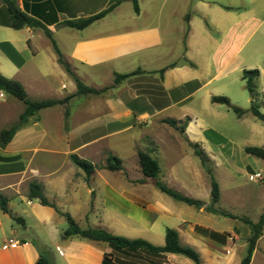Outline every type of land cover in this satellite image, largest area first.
<instances>
[{"label": "crops", "instance_id": "1", "mask_svg": "<svg viewBox=\"0 0 264 264\" xmlns=\"http://www.w3.org/2000/svg\"><path fill=\"white\" fill-rule=\"evenodd\" d=\"M14 1L43 27L13 28L0 0V73L19 82L32 101L70 98L31 116L0 147V193L9 199L10 211L0 209V235L9 233L0 241V264H36L44 251L51 264H104L106 258L114 264H195L179 254L116 251L104 242L64 238L66 218L28 198L32 181L81 229H103L162 247L171 228L181 245L198 252L201 264H241L239 249L248 251L250 237L240 245L241 232L235 233L239 228L230 220L243 214L230 208L251 203L249 195L239 194L236 181L250 173L264 175V160L246 152L236 155L235 142L204 114L224 116L213 97H235L246 111L240 119L250 114L255 99L241 91L245 70L260 71L264 97V35L247 47L254 27L264 24V0H138L139 13L130 0ZM104 11L84 30L64 24ZM52 40L72 73L104 92L76 95V79L59 62ZM116 75L131 76L116 83ZM20 103L12 96L0 101V132L18 123L25 110ZM166 119H188L185 132ZM249 127L257 137L250 147L264 148V125L249 122ZM192 144L214 162L220 188L216 204ZM140 150L158 160L162 183L201 205L161 192L142 173ZM110 154L122 160L124 170L103 167ZM73 155L98 167L89 185ZM259 201L264 209V189ZM250 264H264V228Z\"/></svg>", "mask_w": 264, "mask_h": 264}, {"label": "trees", "instance_id": "2", "mask_svg": "<svg viewBox=\"0 0 264 264\" xmlns=\"http://www.w3.org/2000/svg\"><path fill=\"white\" fill-rule=\"evenodd\" d=\"M8 8L11 23L10 25L15 29H21L23 27L29 26L32 28L35 27H43V25L32 19L31 17L27 16L23 13L16 5L14 0H2ZM122 0H118L119 3ZM133 2L134 10L136 13H139V5L138 0H130ZM116 3V4H117ZM108 11H104L96 16L87 18V19H80V20H73L67 21L64 24L68 27L75 28L78 30H84L96 20L103 18ZM46 34L52 39L51 33L46 30ZM53 41V40H52ZM56 53L59 58V62L66 68V70L71 73L74 78L76 79L78 91L76 95H99L104 90L99 91L90 87L85 86L71 71L70 66L64 61L61 53L56 47L55 42L53 41ZM131 75H116L115 82L119 83L122 80L129 78ZM260 76V71L256 70H245L243 72V79L246 82V89L249 91L252 99L254 98V88L255 82ZM0 90L5 92L7 96H12L13 98L17 99L18 101L22 102L25 105L24 112L20 115L19 121L16 125L12 126L9 129H4L0 132V147H5L7 144L11 142L16 132L24 126L31 116H34L38 112L43 109L54 107L58 104H64L69 100V98L62 100V101H55V100H47V101H32L28 98L27 93L24 87L17 81L8 79L4 77L0 73ZM213 103H218L227 106L229 109H232L233 112L241 118L246 114V111L242 108L233 106L230 103V100L226 97H213ZM250 112L254 115L258 120L264 123V114L259 111V109L252 104L250 108ZM66 120L69 117V110L65 111ZM165 124L169 125L170 127L176 129L180 133H184L186 129V125L188 119L185 121H178L175 119H166L163 121ZM195 151V154L200 158L202 162L203 168L206 170L211 182L212 187V203L216 204L220 200V188L219 184L208 165V159L202 149H200L199 145H191ZM245 152L248 155H251L257 159L264 160V148L259 147H246ZM72 162L76 167H78L84 173V179L86 183L89 185L90 178L98 168L97 166L91 164L90 162L80 159L78 156L73 155L71 157ZM139 165L141 168L142 173L146 178H151L156 181L157 187L160 189L161 192L167 194L171 198L176 201L184 202L188 205H193L199 207L201 205L200 201L188 198L181 193L169 188L164 183L159 180V173H160V165L157 159L153 158L148 151H139L138 153ZM104 168L110 171H122L124 170L122 160L114 155H108L106 159V163L103 166ZM28 198L30 200L38 199L40 200L42 205L50 206L55 208L62 216H64L67 220L68 227L63 233V237L68 239L71 237H80L83 239H87L90 241L96 242H104L109 244L114 250H131V251H138V250H145L150 253L154 254H161V253H170V254H179L183 255L190 260H192L195 264H201V259L198 252L193 249L192 247L183 246L180 244L178 232L174 229L168 228L166 230V237H165V245L162 247H158L153 245L147 240L144 239H130L124 236L113 235L103 229H81L74 218L68 213L61 211L54 202L49 201V199L44 194L42 186L36 182L32 181L29 184V192ZM9 199L0 193V209L2 212L6 214H10L8 208ZM230 218L239 219L234 215H228ZM13 219L18 222L19 224L25 225L24 220L20 217L12 216ZM241 221L248 224L251 229L252 233L249 238V248L247 256L243 259L241 264H250L253 256V252L256 248L257 241L262 234L264 228V212L261 214L259 221L257 223L252 222L248 218H240ZM36 264H51L49 260L48 253L46 251L40 254V259ZM104 264H114L111 261V258H106L104 260Z\"/></svg>", "mask_w": 264, "mask_h": 264}, {"label": "rangeland", "instance_id": "3", "mask_svg": "<svg viewBox=\"0 0 264 264\" xmlns=\"http://www.w3.org/2000/svg\"><path fill=\"white\" fill-rule=\"evenodd\" d=\"M256 26L252 30L251 37L249 39L247 47H251L252 45L257 43L262 38V36L264 35V24H262L259 27H256ZM262 64H264V62ZM260 84H261V82L258 79L255 82V88H254V93H253L255 101L252 104L255 105L259 109V111L264 114V106H263L264 97L260 93V89H261ZM96 90H99V89H96ZM99 91H102V90H99ZM241 91H243V92L245 91L244 95L246 97H248V98L251 97L249 91L246 90L245 88H244V90L241 89ZM231 96H233V95H231ZM8 99L10 100V98H8ZM1 101H3V100H1ZM230 103L233 106L238 107L236 105L237 101H235V97L233 99H231ZM22 108H23V104L20 103V109H22ZM221 109H223V111L222 110L221 111H222V114L224 116L221 117V119L219 118V120L206 115V113L204 114V116L206 117V119L210 122V124L214 128H216L218 131H220L221 133L226 135L228 138H231L235 142L236 155H239L240 153H242V155H247L245 153V150H244L245 147L253 146L252 145V144H254L253 142H255V140H257V137H252L251 128L249 127V122H257L261 125H264V123L261 122L260 120H258L257 118H255V116L252 115L251 112L246 117L240 119L233 112V110L229 109L227 106L221 105ZM236 157H239V156H236ZM208 165L214 174V169H215L214 162L212 160H208ZM214 176H215V174H214ZM215 178H216V176H215ZM231 183L234 184L235 181H232L230 179V185H231ZM236 183L240 186L239 194L240 195H247V196L249 195L252 200H251V203L248 204V206L232 207V208H230V210H232L233 212H236V213H241V214H243L242 217L248 218L252 222L257 223L259 221L261 214L264 212V209H262V207H261L262 205L259 201V197L263 193V189H264V175L259 173V172L250 173V174L246 175L245 177H241V176L238 177ZM234 224L239 228V231L235 230V233L238 234L239 232H241V238L242 239L240 241V245H242L244 242H246L248 240V235H249V237L251 236L252 229L248 224L244 223L240 219L237 221L230 220V226H232ZM8 237H9V233H6L3 236L0 235V241L6 240V238H8ZM239 251H240V255L243 258H245L247 256L248 251H247L246 247L245 248L241 247L239 249Z\"/></svg>", "mask_w": 264, "mask_h": 264}, {"label": "built area", "instance_id": "4", "mask_svg": "<svg viewBox=\"0 0 264 264\" xmlns=\"http://www.w3.org/2000/svg\"><path fill=\"white\" fill-rule=\"evenodd\" d=\"M6 97H7V94H6L5 92H3V91L0 90V101H1V100H5ZM14 242H15V241L10 240V243H11V244H13Z\"/></svg>", "mask_w": 264, "mask_h": 264}]
</instances>
